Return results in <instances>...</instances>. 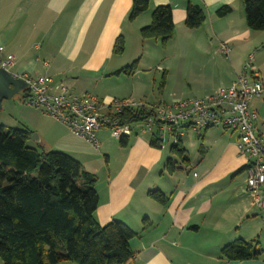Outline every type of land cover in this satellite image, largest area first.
<instances>
[{"label": "crops", "instance_id": "crops-1", "mask_svg": "<svg viewBox=\"0 0 264 264\" xmlns=\"http://www.w3.org/2000/svg\"><path fill=\"white\" fill-rule=\"evenodd\" d=\"M189 3L200 5L206 15L197 30L185 25ZM132 4L133 0H0V47L15 57L14 74L48 76L76 95L90 93L105 103L156 104L154 91L141 90L139 72L114 75L136 59L148 73L153 68L171 72L174 61L178 72L187 71L190 90L164 92L170 101H183L184 94L203 99L230 87L250 55L264 80V32L249 30L242 0H153L150 9L131 22ZM167 5L173 11L174 38L166 45L143 41L140 30L150 25L153 10ZM225 6L232 12L218 18L217 11ZM120 36L125 52L115 55ZM223 44L231 47L229 58L220 52ZM250 110L258 114L256 126L264 130V101L254 99ZM28 116L31 120L23 127L38 134L35 148L66 153L96 176L100 225L120 222L137 235L131 243L135 256L127 264H264V216L258 212L260 218L247 194V159L237 148L236 132L211 128L198 135L190 130L196 141H185L188 134L182 138L188 166L178 163L171 174L167 165L175 142L168 135L162 142L154 134L134 132L123 146L104 128L97 133L95 149L38 110L28 111ZM152 138L160 148L151 145ZM155 191L169 199L167 205L150 196ZM238 240L254 242L261 258L222 259V249Z\"/></svg>", "mask_w": 264, "mask_h": 264}, {"label": "trees", "instance_id": "trees-1", "mask_svg": "<svg viewBox=\"0 0 264 264\" xmlns=\"http://www.w3.org/2000/svg\"><path fill=\"white\" fill-rule=\"evenodd\" d=\"M153 0H133L129 21L146 13ZM247 26L251 32H264V0H242ZM232 12L229 6L217 11L218 18ZM206 20L204 9L187 5L185 25L199 29ZM175 34L172 7L159 6L152 12L151 23L140 30L143 41L169 43ZM125 39L120 36L114 54L123 55ZM138 61L114 75H133ZM166 75V74H165ZM166 78H163L164 86ZM22 93L28 95V90ZM147 108H125L116 115L121 126L142 123L150 116ZM33 131L27 127L0 125V259L3 264H127L135 256L131 243L137 235L125 224L100 225L96 218L99 194L97 178L80 162L66 153L28 146ZM121 144L126 146L124 139ZM151 145L160 148L156 138ZM168 172L177 164L187 165L189 158L182 139L171 147ZM157 202L169 199L150 192ZM221 258L227 261L258 260L262 251L254 242L238 240L225 246Z\"/></svg>", "mask_w": 264, "mask_h": 264}, {"label": "built area", "instance_id": "built-area-1", "mask_svg": "<svg viewBox=\"0 0 264 264\" xmlns=\"http://www.w3.org/2000/svg\"><path fill=\"white\" fill-rule=\"evenodd\" d=\"M221 54L229 58L231 47L223 44ZM250 55L242 74L228 88L203 99L177 100L170 104L149 105L132 100L101 102L90 93L74 94L64 82L48 76L16 75L15 57L0 47V70L27 83L29 107L62 123L75 137L99 148L97 133L106 128L115 139L130 138L134 132L154 134L165 141L167 135L176 141L192 130L198 135L211 128L232 130L239 136L237 148L247 159L246 190L252 206L264 216V130L256 126L258 114L250 110L254 99L264 101V80L253 67ZM125 108L151 111L146 121L121 126L116 115Z\"/></svg>", "mask_w": 264, "mask_h": 264}, {"label": "rangeland", "instance_id": "rangeland-1", "mask_svg": "<svg viewBox=\"0 0 264 264\" xmlns=\"http://www.w3.org/2000/svg\"><path fill=\"white\" fill-rule=\"evenodd\" d=\"M146 64V60L148 57L144 56ZM135 61H138L140 63V60L136 59L132 61H128V66L132 65ZM138 63V70L139 74H141L138 77V83L141 87V90L148 91V92H155L156 95V104H149V105H164V104H170L173 101L166 100L164 99V92H171V91H182L184 93H187L190 90V85L191 83L187 80L186 74L187 71L182 74L180 71L178 72L176 67H175V61L172 66V71L169 72L167 71L166 75L165 73L163 74L162 72H156L153 68V71L151 73L144 72L141 69L143 68L142 66H139L140 64ZM150 74V75H148ZM159 75V76H158ZM157 77L156 81L154 82V77ZM166 78L164 86H162L163 78ZM181 100H189V99H196V97L192 96L191 94H184L182 97H180ZM26 94L25 93H19L15 97H13L11 100H7L3 102L2 109L0 110V125L6 127V128H21L23 127L24 123L30 122V118L28 116V111H34L37 109H34L32 107H29L26 104ZM140 102V101H136ZM39 111V110H38ZM40 112V111H39ZM41 113V112H40ZM38 114V113H37ZM42 114V113H41ZM43 116V114H42ZM221 130H224L220 128ZM188 134L185 138V141H190L194 140L193 137V132L189 131ZM38 136V134H35ZM196 141V138L195 140ZM187 142V143H188ZM28 146L34 147L35 148V143L33 140H30L28 143ZM167 146V145H166ZM170 145L167 147L169 148ZM192 149V148H191ZM192 153L194 150H191ZM194 154V153H193ZM187 166V165H184ZM258 213V211H257ZM259 215V213H258ZM260 216V215H259ZM262 216V214H261ZM260 216V218H261ZM0 264H3L1 259H0Z\"/></svg>", "mask_w": 264, "mask_h": 264}, {"label": "water", "instance_id": "water-1", "mask_svg": "<svg viewBox=\"0 0 264 264\" xmlns=\"http://www.w3.org/2000/svg\"><path fill=\"white\" fill-rule=\"evenodd\" d=\"M27 90V83L16 78L5 70H0V110L4 101L11 100L17 94ZM31 140L39 142V137L32 135Z\"/></svg>", "mask_w": 264, "mask_h": 264}]
</instances>
